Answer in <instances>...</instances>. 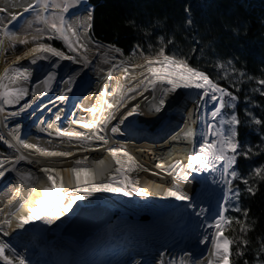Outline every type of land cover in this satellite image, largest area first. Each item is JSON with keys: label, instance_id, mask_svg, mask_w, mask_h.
Here are the masks:
<instances>
[{"label": "snow or ice", "instance_id": "obj_1", "mask_svg": "<svg viewBox=\"0 0 264 264\" xmlns=\"http://www.w3.org/2000/svg\"><path fill=\"white\" fill-rule=\"evenodd\" d=\"M82 3L83 0H30L23 11L32 12L34 16L32 19L25 21L23 28L25 34L21 36L16 32L7 30V28L4 29L5 36L14 45L18 43L25 46L31 44L32 46L26 47L22 55L17 56L11 64L3 69V72H0V103L14 104L29 94L27 88H10L7 83L21 76L26 81L30 80V74L27 70L22 71L21 67L18 66L21 60H30L31 64H36L41 60H48L55 68L60 67L61 61H71L73 64H80L83 68H87L93 64L95 58H99L103 64H109L111 63L109 54L113 51L117 53L121 51L115 45L109 44L105 46L92 40L88 34L92 27L90 23L92 11L87 7L84 9V15L77 16L73 20L67 18L66 14L69 13V9ZM3 20L4 18L0 17V24L3 23ZM16 20L17 15L13 14L9 23ZM187 23L189 25L192 24L191 18L187 20ZM34 25L42 26L34 28ZM45 39L47 41L56 39L63 41L67 52L54 47L50 42H44ZM167 43L171 44L174 41L168 40ZM197 43L199 42L197 41ZM142 59L144 63L135 65L139 71L130 77L136 83L125 87L117 81L116 87L112 89V93L116 95L115 104L108 103L106 100H98L97 103L101 105V108L90 107L85 109L93 113L95 117L97 111L102 112V106L106 104L107 109L110 110L108 114L103 116L102 120L97 117L91 123H83V127L95 130L100 124L107 126L108 122L115 118V112L123 108L129 99H135V95H129L130 93L143 95V92H147L149 89L153 92L159 90L161 96L159 99L160 106L165 104L164 96L170 93L178 94L179 90L194 92V103L198 113L202 109L207 110V106L211 104L210 116L201 115L199 117L201 123L205 126V130L200 132L199 141L193 143L190 154L187 156V162L176 160L169 165L159 162L155 167L164 171L168 176L173 177L174 180L170 187L164 189L163 197L186 202V209L191 210L189 215L200 218L197 221L198 243L205 246L211 245L209 258L206 260H193L194 254L190 251H185L179 258L178 264H232L230 257L232 256L233 245L236 246V255L243 256V248L249 244V240L244 239V236L247 235L248 231L252 230L247 224L249 210L241 209L239 206L241 190L239 186L233 187V181L240 180L245 185V191L251 196H255L258 191V185L255 181L264 182V166L253 168L249 176L240 175L236 168L238 159L241 156L247 160L253 154V147L242 145L239 140L241 120L235 112L238 97L212 79L205 71L193 67L187 57L178 56L175 53L167 54L163 38H161V47H159L155 55L144 56ZM228 63L231 64L232 61ZM218 66L221 69L223 68V64ZM97 67L99 66L97 65ZM112 67L115 68L116 65L113 64ZM100 70L103 71V69ZM123 71L124 77L127 78L129 76L128 68L125 67ZM56 75V72H51L40 82L48 86L47 91L52 90L51 85L56 80ZM78 75L79 73L69 75L64 80L67 89L63 94L59 95L58 99L60 101L67 100ZM107 75L109 78L112 77L111 69ZM224 75L227 77V73ZM239 75L243 77L245 74L240 72ZM256 83L264 86V78L256 81ZM36 87L39 88L40 84H37ZM112 93H106L104 89H101L100 95L103 97ZM261 94L264 95V89L261 90ZM29 106L25 104L20 111H24ZM229 109L231 111H226ZM138 110L139 105L130 106L125 109L119 120L123 122L126 117L136 114ZM155 110L160 111V107H156ZM3 111V107H0V112ZM18 114L12 113L13 116ZM249 117L248 123L260 126L261 131L264 132V119L258 118L251 113ZM59 119L60 117L57 116V120ZM111 131L116 133L119 128L113 126ZM57 135L68 137L69 139L76 138L83 142H89L93 138L104 140V137L96 135L95 131L91 135L77 131L57 132ZM188 135L195 136V133L189 132ZM0 139H3V137H0ZM14 140L16 144L11 146L16 147L18 152L23 148L34 150L44 157H69L73 155L70 151H50L37 144L29 143L26 139L21 138L18 129L14 132ZM109 152L115 160L116 167L107 180L96 183V174L92 169L76 167L71 169L75 176L76 186L70 191L64 189L63 176L58 169L54 167L41 168L49 183L41 189L42 195L35 199L34 206L32 204L29 205L27 214L21 212L24 204H21L19 208L11 213L17 220L16 227L23 229L25 225L31 222L41 220L44 224L51 225L55 219H59L61 215L68 213L77 201L84 200L94 193H121L124 196H131L135 193V195L140 197L147 196L148 193L136 187L137 182L130 179L128 175L129 172L141 167L135 158L123 149L112 148L109 149ZM27 159L23 154L16 156L14 161L0 159V176H4L5 172L9 170H15V163ZM86 159L77 160L76 164L82 165ZM100 163L103 164V161L101 160ZM8 164H12L11 169L6 167ZM205 171L209 173L218 172L219 180L214 177L213 183H219L222 186V202L218 204V211L211 217L208 216L209 209L193 203L192 197L183 187L189 181V173ZM153 174L158 175L159 173ZM17 175L24 181L34 179L30 172H18ZM232 198H235L236 201L232 205V210L235 212L243 211L245 218L244 222H241L238 217L235 218V223L241 225L240 232L242 236L239 240L224 234L234 222L233 218L226 215L229 211V205L232 203ZM12 199H15V197H12ZM11 203L12 200L10 199L9 204ZM5 226L11 228L12 221L5 219L3 224H0V231L3 232L4 236H8L9 232L5 230ZM261 249H264V240H261ZM262 255H264V251H262ZM0 262L2 264H30L24 254L17 251L9 243L2 241H0ZM160 264H164L163 260H161ZM170 264H175V262H170ZM244 264H248V261H245ZM259 264H264V260H261Z\"/></svg>", "mask_w": 264, "mask_h": 264}, {"label": "bare ground", "instance_id": "obj_2", "mask_svg": "<svg viewBox=\"0 0 264 264\" xmlns=\"http://www.w3.org/2000/svg\"><path fill=\"white\" fill-rule=\"evenodd\" d=\"M28 2H30V0H0V10H3L0 11V17L4 18L3 23L0 24V31L2 35L0 38V72H3V69L7 67L9 64H11L17 56L22 55V54L14 53L10 57L9 50L12 49L11 47L13 45V42L10 41L7 36H5L4 29L7 28V30L12 31L11 25L15 21L9 23V21H11V15L13 14L17 15V20H18L21 17H28L32 13V12L23 11L24 7L27 6ZM22 46H24L26 50V47H31L32 45L29 44L28 46L25 45ZM109 58L111 60V63L109 64H103L99 60V58H95L93 60V64L87 68H83V66L80 64H73L71 63V61H61L60 63H63L65 65V70L59 73H57L54 70L53 64L48 60H41L38 61L36 64H31L30 60L19 61L18 66L21 67L22 71L25 69L27 70V72L30 74V80L26 81L21 76L7 83L9 84L10 88H27L29 94L27 96H24L22 99H20L19 102L14 104L0 103V107H3L4 109L3 112H0V125L5 127V130H2V132L0 133V137H3V139H0V143L3 144L6 148L9 147L12 150L11 153H9V155L0 157V159L14 161L16 156L20 154L25 155V152L22 150V148L18 152L16 150V147L11 146L16 144V141L14 140V132L17 129L19 130V134L21 138H25V139L27 138L26 140L29 141V143L36 144V141L38 140L39 137L52 138L53 140H57L58 138L66 142H72V141L75 142V138H73L72 140L69 139L68 137L66 138L61 137L57 135V132L77 131V132H82L84 134H91L93 133V131L97 133L98 128L100 126L105 128L106 126L103 124H100L99 127L95 130L90 128H84L83 123L85 122L91 123L93 119L97 117L102 120L103 116L107 115L108 112L110 111L106 109V104L102 106L103 107L102 112L97 111L95 117L93 113L86 111L85 109L90 107H97L98 109L101 108V105L97 103L98 100L99 101L106 100L107 102H112L113 104H115L116 95L115 93H112V89L116 87L117 81H119L125 87L134 85L136 81H132L130 77L131 75H135L136 72L139 71V69H137L135 66L128 65L126 59L124 58V56L120 54V52L119 53L114 51L111 52L109 54ZM53 59H57V58H53ZM129 59L130 58H128L127 60ZM8 60L11 61L8 62ZM129 61L134 63L137 62L138 60L133 61L132 59H130ZM113 64L116 65L115 68L112 67ZM97 65L99 67H97ZM125 67H127L129 70V76L127 78L124 77L123 70ZM100 69H103V71H101ZM110 69L112 70L111 78H109L107 75ZM51 72H56L57 74L56 80L51 85L52 90L47 91L48 86L41 84L40 82L44 80L47 77V75ZM77 73H79V75L77 76L73 90L68 94L67 100L60 101L58 99L59 95L63 94L67 89L66 88L64 90L65 87H63L62 85L64 84V80L67 79L69 75H76ZM37 84H40L39 88L36 87ZM101 89H104L106 93H112V94H108L101 97L100 95ZM58 91L60 92V94H58L59 93ZM33 92H36L37 95H34ZM54 92H56L58 97L54 96L55 95ZM129 95H135V99L128 100L123 108H120L118 112H115L114 113L115 118L111 119L108 122L107 126H111L112 124L110 123H112V121L115 119V122H117L115 123V125L119 124L120 127L123 129L126 128L125 125L131 124L134 126L135 130H137L139 134L140 133L146 134V136L148 137L145 138L146 141L143 140L142 142L144 144L145 149H147L148 153L150 152V158L145 156V153L142 151V148L140 147L139 143H137L136 141H135L136 143L132 142L133 140H131L129 136L128 137L125 136L124 139L111 138L109 141L107 139L99 140V142L97 143L92 141L89 142L82 141L83 142L82 145H84V147H81V150H77V149L72 150L70 151L73 153L72 156L65 158L62 157L61 160L59 159L57 160L54 158H44V159L41 158L40 160H38L39 158L34 159L33 157H28L27 155H25L28 158L27 159L28 161L26 162L30 161L32 163V165L30 164L31 169L35 168L36 170L33 173L30 172L34 178L33 180L24 181L22 179L16 180L15 178L10 180L8 179L9 177L8 174L11 172V170L5 172L4 176H0V189L2 187L5 188V186L3 185H7L8 187L7 190H9V194L6 193L8 194L6 196H9L8 203L5 202L6 200L4 201L5 203L8 204V207L5 206L6 209L3 218L4 216H7V219H10L11 221L16 220V218L12 216L11 212L9 211L14 207L16 202L20 201L21 204H24V208L21 209V212H27V209L30 204L34 206V201L36 198H38L35 191H39L41 187V186L37 187L39 185V184L37 185V183H39V181L47 180L45 174L41 171V168L54 167L61 172V175L64 174L73 175L74 173L68 169L76 168L75 165L77 160H85V158H87L86 160L89 161L91 160V158H94L90 156L91 153L92 152L97 153L96 151L101 153L98 154L97 159L102 160L103 158H105L109 160V158H111L112 160L113 157L110 155L109 152V149L112 148L123 149L127 151L130 155H132L134 158H136V156L137 157L139 156L145 161H148L147 164L148 166L146 164L145 166L146 169L149 170L148 174L151 176H145V178L151 177L149 179L153 181H157V179H159L160 182H162L163 186L168 185L170 187L174 182L173 177H170L164 171L157 169L155 165L159 162H163L165 165H169L174 163L176 160H179L178 157L180 156V152L178 147H180L182 144L186 146L185 138L187 137L185 135L184 129H189L188 131L195 133L193 140L198 138L199 135L198 133L202 131V126L199 125L201 123L199 117L201 115L210 116L211 107L208 105L207 110L202 109L199 113L195 111L192 118H190L189 115L190 112L192 111L193 106L191 105L190 98L186 94L182 93L181 90L178 91V94L170 93L167 96H164L163 99L165 100V104L163 106L159 105V99L161 98L159 90L153 92L151 89H149V91L143 92V95H139L135 93H130ZM154 98L156 99L155 100L156 102L153 104L154 105L156 104V106L150 109L148 104H146L145 102L148 100L152 101ZM73 99L79 100L77 107L74 106L70 110L71 112L79 109V111L76 112L74 115L70 114L68 110L69 108H71V106L68 107L69 106L68 102L69 100L71 101ZM25 104L30 106L21 112L20 109L23 108ZM151 104L152 103L150 102V105ZM132 105H139L138 112L132 116L126 117L123 120V122H121L119 120V117L124 113L125 109H128ZM146 105L148 107H146ZM156 107H160V111H156L155 110ZM12 113H19V114L13 116ZM57 116L60 117L59 120H57ZM150 127L152 128V130ZM49 128L52 129V132H49ZM150 130L153 131V133L152 135L150 134L149 136V133L151 132ZM199 139L200 138H198V141ZM91 145L93 147H91L92 150H90L89 152V150L87 149H90ZM94 149L97 150L95 151ZM142 154L145 157L144 156L142 157ZM167 155L169 156L172 155L169 161L167 160L168 157ZM184 156H185L184 158L187 159V156L186 155ZM155 158H157L156 160H158L159 162H157ZM136 161L138 162V160ZM21 162L22 161L15 163L14 167L15 169L17 168L16 171H20L24 169V168H20V165H22ZM6 167L11 169L12 164H8L6 165ZM91 167L92 166H90V168ZM112 167L111 169L110 168H104V169H106V171L111 174L114 171L113 168H115ZM96 168L97 166L95 167V169ZM94 171H99L103 173L105 170L96 169ZM153 173H159L158 175H156L159 178L152 179V177L154 176ZM193 175L201 176V178L203 177L202 179L206 178L205 180H203L205 184V182L213 183L214 177L217 180H219V173L218 172L209 173L206 171L189 173V181L183 186L184 189L192 197L193 203L195 201L196 204L208 208L209 209L208 216L211 217L214 213L218 211V204L222 202L221 199L222 186L219 183H213L212 188L208 187V185L207 186L201 185V187H199V185L202 184L203 181L198 182L191 179V176ZM48 183L49 182H45L44 184L48 185ZM33 189H35V191H33ZM31 192H33V194H31ZM12 197H15V199H12ZM117 198L118 197L116 196L115 198L106 197V199L105 198L104 199L107 200L108 203H111L114 206L120 208H128L131 206V205L126 206L122 204L123 202H119ZM10 199L12 200L11 204H9ZM183 203L186 204V202ZM2 204L0 203V206ZM75 205L68 213L61 215L59 218L69 216L74 211L73 209ZM166 205H168L167 202L165 203V206ZM161 206L157 205V207H161ZM1 207L0 210L4 208V206L2 208ZM161 210L163 209H160V211ZM171 211L172 209L165 210L166 214H170ZM177 215H182V214L179 212ZM3 218L2 221H0V224L3 222ZM199 219L200 218L190 216L187 214V216L182 221H180L181 223L179 222V225H172V227L170 226L169 229H166L164 231H161V229H157L154 228L153 226H150L149 228L146 229V230L151 229V231L148 233H146L145 230L143 229L144 231L142 233L141 232L138 233V230H135L133 234L131 235L127 234L129 236L123 234L122 237L119 238H125V241L121 240L119 244L114 248L116 252L113 253L111 257L105 258L102 264H160L161 260H163L164 264H170V262H175V264H178L179 258L183 255L185 251H190L194 254L192 257L193 260L195 259H200L202 261L206 260L207 258H209V249L211 248V245L209 244L205 246L203 244L198 243L199 236L197 232V227H198L197 221ZM55 220L57 221L58 219ZM55 220L53 221L51 226L55 224L56 222ZM187 222H191L192 224L189 223L188 225ZM112 223L114 224L113 225L114 227L115 225L116 226L118 225L119 228H116L117 230L115 229L113 231L112 229L107 227L106 228L107 230H105L107 231L106 233H104V231H101L102 233L101 232L98 233L93 238V240L91 239L92 240L91 242L93 243L88 244L89 243L88 242L87 243L88 245L85 246L98 248L100 245H104L105 242H108L109 244L110 237L117 236V232L119 230L124 231L126 229L124 227H130L128 225L125 226L126 224L122 223L121 221H114ZM44 225L45 224L41 220L31 225V229H27L24 226L22 230H26L30 232L32 230L38 231L41 229V227L42 229L45 228ZM183 225L185 226L182 227ZM137 227L138 226H136V228ZM183 228L185 229L183 231L182 236L179 238L176 249L170 250L167 244L168 236H170L172 233H175L176 230L179 231L180 229ZM14 229H20V228L14 227ZM1 234L3 236V240H7L8 238L10 239L13 236L10 232L8 236H4L3 233ZM118 235L121 236V233H119ZM13 237L17 240L16 242H19L21 240V235L20 238L18 237L16 238L15 236ZM23 237L29 238L25 236ZM28 240L31 241V239L29 238L26 240V242H28ZM32 240H34L35 243L37 244H41V242L38 241V238L36 236ZM52 243H54V241ZM63 243L65 242H62L61 244ZM26 244L25 242L21 243L22 247L17 249V251L24 254L26 256V259L30 262V264H39L36 263V261H34V258L36 257L34 253L26 252V247H25ZM108 244L106 243L105 245ZM18 245L20 246V244ZM37 246L40 248V250H44L45 248V246H40V245ZM16 247L18 246L16 245ZM114 254H117V256L114 257ZM52 262L53 261H51V263ZM66 262H67L66 258L64 261L61 260V264H66ZM51 263L43 261L40 264H51ZM0 264H2V262H0Z\"/></svg>", "mask_w": 264, "mask_h": 264}, {"label": "trees", "instance_id": "obj_3", "mask_svg": "<svg viewBox=\"0 0 264 264\" xmlns=\"http://www.w3.org/2000/svg\"><path fill=\"white\" fill-rule=\"evenodd\" d=\"M85 7L92 11L89 31L92 40L120 48V54L128 65H137L129 61H137L140 57V54H131L137 48L141 55L154 56L163 38L167 54L187 57L193 67L205 71L233 92L238 97L235 112L241 120L239 140L242 145L253 147L251 157L246 160L241 156L236 168L240 175L249 176L253 168L264 166V132L260 126L247 124L243 93L231 88L227 81L220 80L196 59L201 55L210 61H232L230 65L236 72L245 74V80L251 82L250 87L264 89L256 83L264 78V0H87ZM189 18L191 25L187 23ZM168 40L174 43L169 44ZM53 43L65 51L59 41ZM17 52L21 53V50ZM251 98L252 115L264 119V95L256 92ZM0 152L9 154L1 145ZM255 183L258 191L251 196L240 180L233 181V187L239 186L241 190L239 206L249 210L247 224L252 230L244 236L249 244L243 248V256L236 255V246L233 245L232 264H244L245 261L259 264L264 260V249H261V240H264V182ZM235 203V198H232L226 215L234 222L224 234L239 240L241 225L235 223V218L241 222L245 218L243 211L232 210Z\"/></svg>", "mask_w": 264, "mask_h": 264}, {"label": "rangeland", "instance_id": "obj_4", "mask_svg": "<svg viewBox=\"0 0 264 264\" xmlns=\"http://www.w3.org/2000/svg\"><path fill=\"white\" fill-rule=\"evenodd\" d=\"M86 2H87V0H83V3L82 4H80L79 6H77V7H73V8H70L69 9V13H67L66 14V16H67V18L68 19H70V20H73L75 17H77V16H81V15H84L85 14V12H84V6L86 5ZM85 4V5H84ZM32 16V17H31ZM33 16H34V13H31L28 17H21V18H19L17 21H15L12 25H11V30H12V32H16L18 35H21V36H23L24 34H25V32L23 31V28H24V26H25V21L26 20H28V19H32L33 18ZM42 25H34V28L35 27H41ZM89 34V33H88ZM1 31H0V38H1ZM57 41H59L61 44H62V46L64 47V45H63V42L61 41V40H58V39H56ZM55 40H53V41H47L46 39H45V41L44 42H46V43H52V44H54L53 42H54ZM102 44V43H101ZM105 45V44H104ZM54 46V45H53ZM55 47V46H54ZM12 49H10L9 50V55H10V57L14 54V53H16V54H22L23 53V51H25V47L24 46H22V45H20V44H13L12 45V47H11ZM65 48V47H64ZM18 50H21V53H18L17 51ZM65 50H66V48H65ZM66 52H67V50H66ZM133 56H138V54H140V57L138 58V59H140L141 57H142V55H141V53L139 52V51H135V52H133L132 51V53H131ZM198 61L197 62H201L202 64H203V66H205L206 68H208L216 77H218L220 80H223V81H227L229 84H230V86H231V88H233V89H235V90H237V91H239V92H242L243 93V98H244V117H245V120H246V122H247V124H249V125H251L250 123H248V121H249V119H250V117H249V114L251 113L252 114V109H253V101H252V95L254 94V93H256V92H261V88L260 87H250V85H251V82L250 81H246L245 80V77L243 76V77H241L240 75H239V73L238 72H236V70L229 64V63H226V62H224L222 59H216V60H212V61H210L209 59H207V58H205L204 56H198L197 58H196ZM142 58L140 59V60H138L137 62H134V63H136V64H140V62H142ZM9 61H11V60H8V62ZM220 64H223V68L221 69L218 65H220ZM52 66V65H51ZM54 67V66H53ZM54 70L57 72V73H59V72H61V71H63V70H65V65L63 64V63H60V67L59 68H55L54 67ZM225 73H227V77H225ZM63 85V87H65L64 88V90L67 88V86H64L65 84H62ZM244 85V86H243ZM32 91V90H31ZM62 91H63V89H62ZM59 92V91H58ZM57 92V93H58ZM181 92L182 93H184V94H186L189 98H190V101H191V105L193 106L192 107V111L190 112V115H189V117L190 118H192V116H193V114H194V112L195 111H197L196 110V105H195V103H194V101H195V94H194V92H189L188 90H181ZM55 93V95L54 96H57L58 97V95L56 94V92H54ZM33 94L34 95H37L36 94V92H33ZM58 94H60V92L58 93ZM129 100H132V99H129ZM134 100V99H133ZM156 99L154 98L152 101H150V100H148V101H146L145 103L146 104H148V106H149V108L151 109V108H153V107H155L156 106V104L154 105L153 103H155L156 101H155ZM72 101V105L71 106H75V107H77V104H78V102H79V100H77V99H73V100H71ZM132 102V101H131ZM150 102L152 103L151 105H150ZM69 103H70V100H69ZM147 105H146V107H148ZM209 106L211 107V104H209ZM73 108V107H72ZM144 114V113H143ZM146 114V113H145ZM114 123V124H113ZM115 123H117V122H115V119L112 121V123H110V124H112L111 126H106L105 128H103L102 126H100L99 128H98V132L96 133V135H98V136H103L104 137V139H107L108 141L112 138V139H114V138H121V139H124L125 138V136L126 137H130V139L131 140H133L132 142H137V143H139V145H140V147L142 148V151L145 153V156L146 157H149L150 158V152L148 153V151H147V149H145V147H144V144H143V140H145V138H147L148 136H146V134H142V133H138L137 132V130H135V128H134V126L133 125H129V124H127V125H125L126 126V128L125 129H123V128H121L120 127V125L119 124H117V125H115ZM134 123V122H133ZM7 124V123H6ZM9 125V124H8ZM199 125H201L202 126V131H204L205 130V126H204V124L203 123H200ZM113 126H117L118 128H119V131L118 132H116V133H113L112 131H111V128L113 127ZM101 129H103V130H101ZM2 130H5V127H3L2 125H0V133L2 132ZM189 129H184V132H185V135H186V137L187 138H185V145L186 146H184L185 147V150H187V151H189L190 152V150H191V148H192V145H193V142H196V140L198 141V138H200V135H198V138H196V139H194L193 140V138H194V136H189L188 135V133L190 132V131H188ZM127 131V132H126ZM132 131V132H131ZM140 131V130H139ZM151 131V130H150ZM49 132H52V129H50L49 128ZM131 133V134H130ZM92 134V133H91ZM91 134H86V135H91ZM134 134V135H133ZM150 134H152V131H151V133H149V136H150ZM198 134H200V133H198ZM131 135V136H130ZM158 136V135H157ZM57 138V137H56ZM66 138V137H65ZM192 140H191V139ZM23 139H25V138H23ZM27 139V138H26ZM72 140H73V138H72ZM141 140V141H140ZM54 141V142H53ZM92 142H99V139H96V138H93L92 140H91ZM29 142V141H28ZM135 142V143H136ZM1 144V143H0ZM36 144L38 145V146H40V147H44V148H47L48 150H50V151H72V150H75V149H77V150H81V147H84V145H82L83 144V142L81 141V140H78V139H76L75 138V142L74 141H72V142H66V141H64V140H60V139H58L57 138V140H53L52 138H46V137H39L38 138V140L36 141ZM92 144V143H91ZM188 144V145H187ZM1 145H3V144H1ZM184 145V144H183ZM91 147H93L92 145L90 146V149H87V150H89V152H90V150H92L91 149ZM6 148V147H5ZM7 149H11V148H9V147H7ZM8 150V153H11V150L9 151ZM22 150L25 152V155H27L28 157H33L34 159L36 158V159H38V160H40L41 158H54V159H59V160H61V158L62 157H44V156H41V155H39L38 153H36L34 150H29V149H23L22 148ZM95 151L97 150V149H94ZM97 153H95V152H92L91 153V157H95L96 159H97V156H98V154L100 153V152H98V151H96ZM101 154V153H100ZM190 154V153H189ZM6 155H9V154H4V153H2V152H0V157H4V156H6ZM144 155L142 154V157H143ZM144 156V157H145ZM63 158H65V157H63ZM92 160L94 159V158H91ZM95 159V160H96ZM110 160L109 161H112V160H114L113 158H112V160H111V158H109ZM136 160H138V164L141 166V168H146V166H145V164L147 165L148 164V161H145L144 159H142L141 157H137L136 156V158H135ZM157 158H155V160H156ZM26 161H28V160H23L21 163H22V165H20V168H24V169H22V170H20V171H16V169L15 170H11V172L8 174V179H10V180H12V179H16V180H20L21 178H20V176H18L17 175V173L18 172H20V173H28V172H35L36 170H35V168H32L31 169V166H30V164L32 165V163L31 162H26ZM89 161H91V160H89ZM89 161H85V163L84 164H82V165H79L80 167H87V168H90V166H92L90 169H92L93 170V168H94V170H96V169H104V168H110L111 169V167L113 166V167H116V164H115V162H107L106 164H105V166H102V165H100L99 164V166H98V163L97 162H94V160H93V162H89ZM108 161V160H107ZM157 162H159L158 160H156ZM144 162V163H143ZM88 164V165H87ZM94 164V165H93ZM142 164V165H141ZM75 165V164H74ZM90 165V166H89ZM115 165V166H114ZM78 165L76 164L75 165V167H77ZM78 166V167H79ZM97 166V168L95 169V167ZM108 166V167H107ZM148 166V165H147ZM102 167V168H101ZM112 167V168H113ZM34 169V170H33ZM113 169H115V168H113ZM138 169V168H137ZM39 170V169H38ZM68 170H70L71 171V169H68ZM136 172H137V174H138V172L140 171V168L138 169V171L137 170H135ZM135 173V172H134ZM140 173V172H139ZM63 176V183H64V189L65 190H68L69 188H65V184H66V181L67 180H69V178L70 177H72V176H74V174L73 175H66V174H64V175H62ZM43 179V178H42ZM41 182H48L47 180L46 181H39V183H37V187H39V186H41L42 184L44 185V183H41ZM41 184V185H40ZM201 185L202 186H207L208 185V187H213V183L212 182H205V184H204V182H202V184H200L199 185V187H201ZM3 186H5V188L7 187V185H3ZM164 187H169L168 185H165ZM4 187H2L1 189H0V196L1 197H4V198H7V199H4V198H1L0 197V203L2 204V202H3V206H4V208H2L1 206V208H2V210H0V211H2L3 212V214H2V212H0V221H2V218H3V215H4V213H5V209H6V207H8V197L9 196H6V195H8L9 194V190H7L8 189V187L5 189ZM41 188V187H40ZM6 190V191H5ZM68 191H70V190H68ZM198 191V190H197ZM6 193H8V194H6ZM2 195H4V196H2ZM6 196V197H5ZM91 198H94V197H87V198H85V199H91ZM3 200V201H2ZM6 200V201H5ZM7 202V203H5V202ZM179 202H181V201H179ZM178 202V203H179ZM168 205L170 204V203H167ZM184 205H182V203H180L178 206H177V208L176 209H172V211L170 212V214L172 213V214H178L179 212L181 213V214H183V212L185 213V211L186 210H188V209H186V204L185 203H183ZM168 205H166V206H168ZM6 206V207H5ZM165 206V204H162V206L161 207H157V208H159V210L160 209H163V210H166L165 208H167ZM183 207H185V208H183ZM13 209L14 208H12V209H10L9 211L12 213L13 212ZM168 209V208H167ZM180 210V211H179ZM165 212V211H164ZM2 215V216H1ZM188 215H189V213H188ZM10 216V215H9ZM11 218V217H10ZM5 219H7V216H4V218H3V221L5 220ZM184 219V218H183ZM179 222L180 221H178V224L177 225H179ZM181 223V222H180ZM188 223V225H189V223L190 224H192L191 222H187ZM1 224H3V222L1 223ZM16 224H17V220H13L12 221V227L11 228H7V226H5V230L6 231H8V232H10L13 236H15L16 238L18 237V238H20V235H21V240L19 241V242H16L17 240L12 236V238H8L7 240H3V236H2V234L1 233H3L2 231H0V241H2V242H7V243H9L11 246H13V247H15L16 249H19L20 247H22L21 246V243H24L25 242V244H26V252H31V253H34L35 255H36V257L34 258V261H36V263H42L43 261L44 262H48V263H51V261H53L51 264H61V260L62 261H64L65 260V258H66V260H67V262H66V264H102V262L104 261V259L105 258H108V257H111L112 255H113V253H115L116 251L114 250V248L119 244V242L121 241V240H123V241H125V238H119V237H122V235L123 234H129V235H131V234H133L134 233V231L135 230H138V233L139 232H143L144 230H145V232L146 233H148V232H150L151 231V229H149V230H146L147 228H141V227H137L136 228V226H130V227H124V228H126L124 231H121V230H119L118 232H117V236H114V237H110V243L108 244V242H105L104 243V245H100L98 248H95V247H91V246H89V247H87V246H83V247H81V248H75V247H72V245H70V244H65V243H63V244H61L62 242H54V243H52L53 241H51L50 243L49 242H47V241H43L42 240V238L43 239H45V237L47 238V240H50V238H51V236H52V234H53V225L51 226V225H47V224H45L44 226H45V228H43L42 229V227H41V229L40 230H38V231H35V232H30V231H26V230H22V229H14V227H16ZM185 224H186V222H185ZM114 224L113 223H111L110 224V226L108 227V228H110V229H112L113 231L116 229V228H119V226L117 225H115V227L113 226ZM172 225H175L174 224V222H172V221H170V220H166V221H159L158 222V224L154 227V228H157V229H161V231H164V230H166V229H169L170 228V226L172 227ZM111 226H112V228H111ZM125 226H127V225H125ZM160 226V227H159ZM163 226V227H162ZM185 225H183L182 227H184ZM25 227L27 228V229H31V224L30 225H25ZM25 228V229H26ZM124 228H122V229H124ZM34 229H36V228H34ZM144 229V230H143ZM184 229L185 228H183V229H180L179 231L178 230H176L175 231V233H172L170 236H168V238H167V244H168V248L170 249V250H175L176 249V247H177V245H178V241H179V238L182 236V234H183V231H184ZM105 230H107V229H104L103 231H104V233H106L107 231H105ZM117 230V229H116ZM102 233V232H101ZM119 233H121V236L120 235H118ZM17 235V236H16ZM25 236V237H29L30 239H31V241L30 240H28V242H26V240L27 239H29V238H24L23 236ZM129 235H127V236H129ZM35 236L38 238V241H40L41 242V244H37V243H35V241L34 240H32L33 238H35ZM117 238H119V239H117ZM126 238H128V237H126ZM97 239V238H96ZM93 240V239H92ZM92 240H90L89 241V243L88 244H91V243H93V242H91ZM108 244V245H105V244ZM18 244H20V246L18 245ZM88 244H86V245H88ZM171 244H173L172 246H171ZM16 245L18 246V247H16ZM37 245H40V246H45V248H44V250H40V248L37 246ZM170 246V247H169ZM38 247V248H37ZM72 247V248H71ZM94 248V249H93ZM39 251H41V252H39ZM63 252V253H62ZM30 253V254H31ZM117 254H119V253H117ZM117 254H114V257H116L117 256ZM39 256V257H38ZM29 257V256H28ZM41 257V258H40ZM39 259V260H38ZM42 260V261H41Z\"/></svg>", "mask_w": 264, "mask_h": 264}, {"label": "water", "instance_id": "obj_5", "mask_svg": "<svg viewBox=\"0 0 264 264\" xmlns=\"http://www.w3.org/2000/svg\"><path fill=\"white\" fill-rule=\"evenodd\" d=\"M92 21V20H91ZM92 25V22H91ZM146 55H143V57ZM112 103V102H108ZM107 109V105H106ZM109 110V109H108ZM79 109L71 111L70 114L74 115L78 112ZM11 150V149H10ZM12 151V150H11ZM103 173L99 171L95 172V182L100 183L102 181H106L108 178L109 172L106 169ZM108 175V176H107ZM67 184V185H66ZM65 188H74L75 185V176L69 178L66 181ZM47 186L46 184H42L39 191H35L37 197L42 195L41 189ZM33 194V192H31ZM161 194V193H160ZM159 193H150L145 197H142V201L146 204L155 203L156 205L161 206L166 202H169L167 198H163ZM94 198L85 199L84 201H78V203L74 207V211L65 217L59 218L55 224L52 226L53 234L50 240L42 238L45 242L51 241H60L65 242L72 245L75 248H81L86 245L91 239H93L98 233L106 229L110 226V224L114 221H121L122 223L128 226H138L143 228H149L150 226L155 227L158 222L156 220H152L141 215L137 210H129L127 208H120L114 206L111 203H108L102 197L92 196ZM21 202H16L14 205L13 211L19 208ZM166 209V208H165ZM165 210H161L157 212V216L165 217ZM23 214H27V212H22ZM156 213V212H155ZM168 216V215H167ZM169 217V216H168ZM171 219V218H170ZM38 221H33L27 225H33ZM32 233L35 231H31ZM231 258V257H230Z\"/></svg>", "mask_w": 264, "mask_h": 264}]
</instances>
